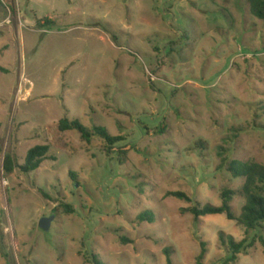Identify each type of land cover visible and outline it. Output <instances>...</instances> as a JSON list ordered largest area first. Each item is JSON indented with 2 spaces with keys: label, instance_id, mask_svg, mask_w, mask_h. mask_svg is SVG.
I'll use <instances>...</instances> for the list:
<instances>
[{
  "label": "rangeland",
  "instance_id": "1",
  "mask_svg": "<svg viewBox=\"0 0 264 264\" xmlns=\"http://www.w3.org/2000/svg\"><path fill=\"white\" fill-rule=\"evenodd\" d=\"M0 69V169L49 147L35 172L1 171L0 264H166L165 248L198 264L202 242L201 264H264L257 241L226 263L219 232L244 227L185 211L231 190L238 217L243 181L222 164L264 165V20L247 0H0ZM62 119L121 141L107 154Z\"/></svg>",
  "mask_w": 264,
  "mask_h": 264
},
{
  "label": "trees",
  "instance_id": "2",
  "mask_svg": "<svg viewBox=\"0 0 264 264\" xmlns=\"http://www.w3.org/2000/svg\"><path fill=\"white\" fill-rule=\"evenodd\" d=\"M249 12L252 16L259 20H264V0H247ZM51 22L44 19L43 25L37 23L39 28L49 27ZM2 71V69H0ZM57 129L60 132L75 131L82 140L89 143L92 137H100L105 142V150L107 154L113 153V149L121 139L111 137L104 128L95 127L92 131L83 127L78 121H69L62 119L57 124ZM2 144L0 142V157L2 154ZM49 147L47 145L34 146L27 150L23 163L18 165L12 155L5 154L0 169L3 175L11 174L15 169H18L22 174L28 175L39 169L44 160L47 159ZM117 162L123 164L126 160V153L122 149H118ZM222 167L230 175L232 179H239L243 181L240 189V195L243 198V205L238 217H235L231 211V200L235 193L231 190H223L220 194L221 204L214 206L210 204L199 205L194 204L192 207L185 210L195 221L206 216L224 215L228 221H235L245 229L246 237L236 242L231 236L219 232L218 240L221 246L227 252L226 263H235L238 256L251 248L257 241L264 247V235H262V224H264V165L253 162H241L237 160H229L222 164ZM221 169V168H220ZM72 176L71 173H69ZM168 197H174L179 200L190 201L189 198L180 192L167 193ZM68 211H72L68 208ZM139 222L147 221L152 223L154 221L153 215L144 212L138 217ZM124 242L126 240L122 239ZM201 251L197 257V263L201 264L205 253V243H201ZM166 264H173L171 253L169 249L163 250ZM91 264H101L93 255L90 260ZM225 264V263H224Z\"/></svg>",
  "mask_w": 264,
  "mask_h": 264
},
{
  "label": "water",
  "instance_id": "3",
  "mask_svg": "<svg viewBox=\"0 0 264 264\" xmlns=\"http://www.w3.org/2000/svg\"><path fill=\"white\" fill-rule=\"evenodd\" d=\"M3 161V160H2ZM53 217L50 218H43L39 221V228H41L43 231H47L49 228L50 221L52 220Z\"/></svg>",
  "mask_w": 264,
  "mask_h": 264
},
{
  "label": "built area",
  "instance_id": "4",
  "mask_svg": "<svg viewBox=\"0 0 264 264\" xmlns=\"http://www.w3.org/2000/svg\"><path fill=\"white\" fill-rule=\"evenodd\" d=\"M10 22V19L7 17V19L5 21H3V23L8 24Z\"/></svg>",
  "mask_w": 264,
  "mask_h": 264
}]
</instances>
